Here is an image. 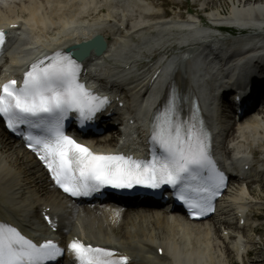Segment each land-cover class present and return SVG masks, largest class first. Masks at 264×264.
<instances>
[{
	"label": "bare ground",
	"instance_id": "bare-ground-1",
	"mask_svg": "<svg viewBox=\"0 0 264 264\" xmlns=\"http://www.w3.org/2000/svg\"><path fill=\"white\" fill-rule=\"evenodd\" d=\"M116 1L109 0L110 4L101 5L98 0H0V25L20 24L26 30L25 39L19 43L18 39L13 41L4 55L7 65L0 68V79L7 72L14 73L36 52L51 55L99 35L109 46L101 57L92 54L84 61L90 71L102 68L106 73H114L128 65L135 71L151 52L160 56L188 53L190 59L187 62L179 61L183 75L178 76L177 83L184 99L196 92L204 105H207L208 87L204 79L206 68L200 61L204 55L197 54V51L204 45L220 47L225 42L224 37L210 32L212 30L207 22L212 25L228 23L250 28L247 31L249 34L235 37L234 43L239 51L262 45L264 0H231L232 9L228 15L222 11L221 0H191L190 3L189 0H122L121 4L114 5ZM201 3L203 7H200ZM169 4L180 11H186L191 17L178 16L163 21L162 16L168 15V12L161 14L158 7ZM151 11L155 12L152 16L149 14ZM124 14L128 16L127 29L125 32L117 31L118 27L123 26ZM198 22L205 24L208 29H201L197 26ZM234 66L236 61L228 62L229 68ZM184 99L180 110L182 117L186 118L190 113ZM258 112V117L235 123L228 132V140L231 138V142L236 143L229 156H240L242 153L256 155L257 148L264 150V111ZM113 139L112 134H106L84 141L93 151L109 153L112 151L109 144ZM249 141L251 149L249 145L245 146ZM225 148L229 151L228 145ZM251 198L249 189L234 190L225 201L227 209L231 210L230 214L206 223H188L180 214H168L164 210L152 208L123 209L106 203L98 209H86L94 204L83 206L61 196L52 187L35 158L24 149L20 141L6 133L0 123V223L8 221L9 217L14 218L15 223L23 222L30 216L31 220L25 222L31 224L34 220L37 224L38 215L32 214L34 208L47 206L53 210H63L69 223L64 231L70 230L74 235L78 227H83L86 229L85 237L91 243L112 250L130 251L135 257V264H144L150 259L159 264H230L231 256L236 252L233 245L229 246V242L234 239L236 243L238 239H226L222 234L224 231L245 230L238 228L233 217L235 207L247 209L249 204H254L249 201ZM254 206L262 205L255 203ZM78 215L81 220L77 224ZM222 226L225 228L221 231ZM194 236L211 238L219 256L209 258L207 249L211 244L206 243V250H202L200 244L192 241ZM252 243L247 241L248 246ZM254 243L259 245L258 254H264L261 243ZM155 246L165 249L162 258L156 255ZM246 249L248 257L251 251L248 247Z\"/></svg>",
	"mask_w": 264,
	"mask_h": 264
},
{
	"label": "snow or ice",
	"instance_id": "snow-or-ice-1",
	"mask_svg": "<svg viewBox=\"0 0 264 264\" xmlns=\"http://www.w3.org/2000/svg\"><path fill=\"white\" fill-rule=\"evenodd\" d=\"M5 38L0 30V46ZM93 44L98 49L102 46L99 40ZM80 72L81 62L57 51L32 63L22 83L11 79L0 85V118L36 152L55 183L73 197L91 195L105 185L116 189L168 185L191 215L212 211V201L225 186L226 177L212 158L210 134L196 110L183 119L179 97L173 96L154 114L150 139L158 151L153 149L151 159L96 153L65 131L70 113H76L83 125L109 103L107 97L96 95L80 82ZM21 125L26 131H19ZM66 251L75 264L129 262L125 255L80 239H72L66 249L51 239L34 242L16 227L0 223V264H54Z\"/></svg>",
	"mask_w": 264,
	"mask_h": 264
},
{
	"label": "rangeland",
	"instance_id": "rangeland-1",
	"mask_svg": "<svg viewBox=\"0 0 264 264\" xmlns=\"http://www.w3.org/2000/svg\"><path fill=\"white\" fill-rule=\"evenodd\" d=\"M215 1H219V0H215ZM244 1H246V0H243V2ZM190 2L191 1L189 0V3ZM221 3H222V9H223L222 11L226 15H228L231 12V9H232V6H231L232 1L231 0H221ZM202 4L203 3H201L200 7L204 6V5L202 6ZM219 4H220V2H219ZM167 6H172V7L176 8L175 6H173L171 4H169ZM184 12H186V11H184ZM180 16L183 17V15H180ZM258 114H259V112H255L251 117H258ZM251 117L248 118V120L251 119ZM245 122H247V121H245ZM235 135H236V133H235ZM228 142L229 141H227V139H226V143L225 144L227 145ZM250 143H251V141H249L248 143L246 142V144L245 143H242V144H245V146L249 145V148H250V146H251ZM255 151H256V155L259 154L258 158L262 159L263 158L261 156L262 149L261 148H257ZM248 189L251 192V197H253L255 199V201L253 199L251 201H254V203L255 202L260 203L262 205L260 208L259 207L255 208L256 206L255 207H251L252 209H250V211H252L254 216H257L261 220H264V183L261 182V184H256V185H253L252 187L249 186ZM86 209H93L94 210V209H98V208L91 207V208H86ZM231 227H233V226H231ZM223 229H221V230H223ZM217 232H218V234H220V230H218ZM242 233H243L242 235L245 236L246 240H250V242H253L252 244H250L251 245L250 249H252V250H250L251 252H250V255L248 256L249 258H246L245 261L243 259V263L244 264H264V254H258L259 245H255V243H254V242H260L261 243V247L264 248V226L260 227V229L257 230V231H253L251 228L250 229H246V231L242 230ZM194 237H195V239H194ZM194 237H192L194 239V240L192 239V241L200 244L202 250H206V243H207V245L211 244L210 247L207 249V254H208L209 258L212 257V256H215V257L219 256V254L217 252V249L215 247H213V245H215V244H213V240L211 238H209V237L208 238H204L203 236H194ZM229 246H231V245L229 244ZM221 253H224V252H220V254ZM240 262L241 261L238 260L235 257V253H233L232 256H231L230 264H240Z\"/></svg>",
	"mask_w": 264,
	"mask_h": 264
}]
</instances>
